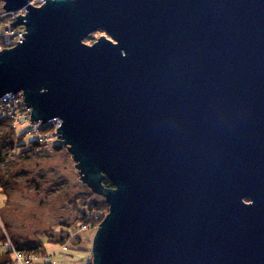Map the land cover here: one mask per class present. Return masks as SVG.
<instances>
[{
    "label": "water",
    "instance_id": "1",
    "mask_svg": "<svg viewBox=\"0 0 264 264\" xmlns=\"http://www.w3.org/2000/svg\"><path fill=\"white\" fill-rule=\"evenodd\" d=\"M1 1L0 99L108 204L92 264H264V0Z\"/></svg>",
    "mask_w": 264,
    "mask_h": 264
},
{
    "label": "rangeland",
    "instance_id": "2",
    "mask_svg": "<svg viewBox=\"0 0 264 264\" xmlns=\"http://www.w3.org/2000/svg\"><path fill=\"white\" fill-rule=\"evenodd\" d=\"M45 1L31 0L29 4L39 7ZM2 4L0 0V9ZM26 12L24 7L0 16V33L6 39V42L0 39V47L11 48L23 39H19L16 34L18 30L11 29V25H6L5 21L13 18L11 23H14L17 15H25ZM6 14H10L8 20H5ZM8 31L18 38L8 39ZM103 35L106 36L102 29L91 31L83 42L92 44ZM1 121L7 122L17 132H21L25 124L10 116ZM42 129L50 138L48 142L42 134L39 136L28 128L22 142L34 140L43 146H25V151L17 152L10 147L16 145L18 139L21 142V137L10 138L9 129L5 126L0 128V139L2 142L4 140L2 150L7 153L0 166V243L4 242L12 252L15 251V243L20 247L41 243V251L33 253L34 264H87L88 255L92 264L90 249L97 228L94 232H91L92 228L86 230L80 220L82 212L95 217L105 215L107 203L104 197L94 194L86 184L78 181V169L73 167L76 162L67 147L58 143L61 148L54 149L57 127L50 125ZM79 198L87 199L83 202ZM89 202H93L100 210H89ZM69 234L70 242L65 240ZM11 257L13 264H24L23 260L15 263L14 252Z\"/></svg>",
    "mask_w": 264,
    "mask_h": 264
},
{
    "label": "trees",
    "instance_id": "3",
    "mask_svg": "<svg viewBox=\"0 0 264 264\" xmlns=\"http://www.w3.org/2000/svg\"><path fill=\"white\" fill-rule=\"evenodd\" d=\"M0 39H4L3 42H6V39L1 35V33H0ZM3 126H5L9 129V132H10L9 137L10 138L21 137V142H20V139H18L19 142H17L16 145H13L12 147H10V148H12V150H14V148H15L17 150V152L18 151L23 152L26 150V148H24L25 146H29V148H31V147L34 148L37 146H43L42 143H37L34 140H31L28 143L22 142L24 137L26 136V135H24V132L27 131L26 127H23V130L21 132H17V130L14 127H11L7 122L0 121V128ZM6 137H7V135H6ZM9 144L12 145L13 143H9ZM3 145H4V140L2 142V140L0 139V166L4 162V159L6 158V155H7L6 151L2 150ZM60 148H61V146L59 144H55V147H54L55 150H58ZM100 183L102 184V186L105 189H109L112 187V183L106 177H103V179L100 181ZM79 200L85 202V200L82 198H79ZM84 205H86V204H84ZM87 206L89 207V210L92 209V211L93 210H95V211L100 210L99 208H96V206L93 202H89V204ZM105 209L107 211V213H105V215H100V216L97 215L96 217L91 215L90 213H89V215H90L89 216L86 212H82L83 216L81 217L80 224L84 225L85 227H83V228H86V230L92 228L91 232H94V230L98 227V225L101 223V221L104 219V217L108 214V205L107 204H106ZM66 239L68 240V242H70V234L67 235V237H65V240ZM57 242H59V239ZM61 244H63V241ZM15 246H16L15 251L21 255H25L26 253H30V254L39 253L41 251L40 247H42L41 243H39L37 245H30V246L27 245V246H21V247L15 243ZM11 254H13L12 249L10 247L6 246V244L4 242L0 243V262L2 264H13L14 261L12 260ZM13 259H15V263H16L17 262L16 257ZM33 260H35L34 254L32 255L31 262ZM27 264H34V263L32 262V263H27ZM87 264H91V260H90L89 255L87 258Z\"/></svg>",
    "mask_w": 264,
    "mask_h": 264
},
{
    "label": "built area",
    "instance_id": "4",
    "mask_svg": "<svg viewBox=\"0 0 264 264\" xmlns=\"http://www.w3.org/2000/svg\"><path fill=\"white\" fill-rule=\"evenodd\" d=\"M7 33L10 35H15L16 39L18 38V36L11 31H8ZM21 38L22 36L19 35V39ZM9 97H18L19 100H9L6 96H3L1 98L3 103H0V121L6 119L7 116H10V118H17V121H20L21 123H25L23 126L26 127V130H28L29 128V130H32L33 132L38 133L39 136L42 134L46 138V142H48L50 138L48 137L47 133H45V131L42 128H46L47 126L49 127L50 125H52L53 127L55 125L58 128L60 125V120L55 118L46 123H41L38 121L31 122L30 121L31 108L24 104L23 96L16 93V95H10ZM54 137L56 138V142H57L55 144H58L59 140L57 139L56 136ZM13 252L15 254L16 261L23 260V263L27 264V263H30L32 260V254L30 253L21 255L14 250Z\"/></svg>",
    "mask_w": 264,
    "mask_h": 264
},
{
    "label": "bare ground",
    "instance_id": "5",
    "mask_svg": "<svg viewBox=\"0 0 264 264\" xmlns=\"http://www.w3.org/2000/svg\"><path fill=\"white\" fill-rule=\"evenodd\" d=\"M2 2V1H1ZM2 3H4V2H2ZM42 4H39L38 6L40 7ZM0 16H3L4 15V13L6 12V11H4L3 9H0ZM7 13V12H6ZM19 15H21V16H24L23 14H19ZM9 17H10V14H6L5 15V20H8L9 19ZM4 20V19H3ZM17 20V19H16ZM15 20V21H16ZM11 21H13V18H11V19H9L7 22L5 21V24L6 25H8V26H10L9 24L11 23ZM25 21V20H24ZM11 29H13V30H18V31H16L17 33V35H21L22 37H23V32L25 31V26L24 25H12L11 24ZM104 33L106 34V39L107 40H111L112 41V43L113 44H116L117 42L115 41V40H113L112 39V37L111 36H109L105 31H104ZM15 38V35H9L8 36V39H14ZM86 44H88L89 45V43H86ZM2 49H5L3 46H1L0 47V51L2 50ZM123 53V52H122ZM18 94H20L21 96H23L24 97V95L23 94H21V93H23L22 91H19V92H17ZM11 94H5L4 96H6L9 100H19L18 99V97H9ZM12 95H16V94H12ZM2 98V97H1ZM0 103H3L2 102V100L0 99ZM113 187V186H112Z\"/></svg>",
    "mask_w": 264,
    "mask_h": 264
}]
</instances>
